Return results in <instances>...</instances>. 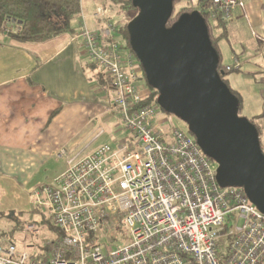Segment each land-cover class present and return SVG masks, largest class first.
<instances>
[{"label": "built area", "instance_id": "obj_1", "mask_svg": "<svg viewBox=\"0 0 264 264\" xmlns=\"http://www.w3.org/2000/svg\"><path fill=\"white\" fill-rule=\"evenodd\" d=\"M206 1L212 23L231 21L244 6ZM95 17L105 22L83 25L78 36L86 59L112 81L108 112L118 114L124 135L115 147L70 159L53 183L30 191L61 236L39 254L0 245V264H264V214L242 188L219 186L218 165L188 130L161 128L158 103L142 104L150 92L139 86V60L102 8ZM240 67L236 58L226 71ZM258 82L264 109V72ZM128 235L129 243L114 245Z\"/></svg>", "mask_w": 264, "mask_h": 264}, {"label": "crops", "instance_id": "obj_2", "mask_svg": "<svg viewBox=\"0 0 264 264\" xmlns=\"http://www.w3.org/2000/svg\"><path fill=\"white\" fill-rule=\"evenodd\" d=\"M242 2L218 41L219 52L221 41L230 43L241 70L247 63L252 69L259 57L264 66V0ZM98 8L110 21V12H124L113 0H82L75 34L42 43L0 37V186L30 192L37 186L30 184L46 174L49 165L65 162L63 173L70 159L93 153L112 130V86L101 85L98 75L103 72L86 59L78 36L83 25L95 29L105 22L95 17ZM124 19L118 25L126 23ZM260 69L245 79L259 83Z\"/></svg>", "mask_w": 264, "mask_h": 264}, {"label": "water", "instance_id": "obj_3", "mask_svg": "<svg viewBox=\"0 0 264 264\" xmlns=\"http://www.w3.org/2000/svg\"><path fill=\"white\" fill-rule=\"evenodd\" d=\"M175 0H132L130 46L158 105L184 122L202 152L217 165L221 188H242L264 214V152L257 127L240 116V100L222 79L220 56L199 11L171 27Z\"/></svg>", "mask_w": 264, "mask_h": 264}, {"label": "rangeland", "instance_id": "obj_4", "mask_svg": "<svg viewBox=\"0 0 264 264\" xmlns=\"http://www.w3.org/2000/svg\"><path fill=\"white\" fill-rule=\"evenodd\" d=\"M109 3V2H108ZM198 0H182L175 7V12L178 13L185 8H195L197 6ZM198 8H195V11H198ZM126 12V14H125ZM124 11L119 14L118 12H110L111 21L115 24L123 22V15L125 22L129 21L132 16L135 14L130 11ZM230 43L225 40L221 41L220 52H221V68L222 71L226 73L228 66L234 64V54ZM247 63V62H246ZM262 59L255 58L252 64V69H250L249 64L247 63L241 71H234L227 73L226 79L229 81V84L232 89L235 90L242 99V116H245L249 120L254 119L257 123L263 124V100L261 97L262 87L259 83L254 80H246L244 75L250 76L251 72H257L260 66L264 69ZM263 69H260L262 71ZM140 87L143 85L146 89H149L147 85V80L142 74V79L140 81ZM158 115L156 117L157 121L166 120L164 123H161V128L167 132H170L173 128H181L188 130L187 125L176 118L173 115L165 113L161 108H158ZM120 117L115 115L112 130L107 131L105 140L101 141V146L110 145L112 147L116 146V139L124 135L122 129ZM118 131V133H116ZM100 146V147H101ZM65 168V162H57L51 164L47 168V173L41 175L34 182L30 184V187L33 185H46L53 183L54 179L62 173ZM47 215L44 212H41ZM41 216L35 212V205L33 203V197L28 190H8L5 186H0V229L2 233H5L4 237H1V245H7L13 240L20 252L27 251L30 253H41L46 251V243L51 241L57 236L51 227L46 225L45 227H40V225L35 223V220H40ZM50 219V218H49ZM33 223V224H32ZM35 223V224H34ZM25 225L24 230H16L14 227L17 225ZM35 225L36 228L40 229V233H34L33 231H28L27 227L29 225ZM233 224V220L230 223V226ZM37 229V230H38ZM132 239L131 235L126 237V240H119L114 245L116 247L122 246L125 243H129Z\"/></svg>", "mask_w": 264, "mask_h": 264}, {"label": "trees", "instance_id": "obj_5", "mask_svg": "<svg viewBox=\"0 0 264 264\" xmlns=\"http://www.w3.org/2000/svg\"><path fill=\"white\" fill-rule=\"evenodd\" d=\"M113 1L116 5L120 6L122 11H129V12L131 11L135 14L134 16H132V18L129 21H127L126 23H121L119 25L107 19L112 24L118 27L123 41L126 43V46L129 49H131L128 24L138 14V9L133 7L132 0H129L127 2L123 0H113ZM181 1L182 0H175L174 13L168 23V27H171L174 23H176L182 14L191 13L195 11V8H198L199 9L198 11L203 15V17L205 18L208 24L212 44L215 47V49L218 51L220 56V64L218 70L222 71L221 68L222 58L218 49V41L222 40V38L225 37L224 27L228 22L212 23L206 15V10H207L206 0H198L197 6L195 8H191V9L185 8L180 12L176 13L175 7ZM81 14H82V0H0V37L7 36L12 38L13 40L23 43L25 42L42 43L64 34H75L77 32L76 22H78V20L81 18ZM79 33L80 30L78 31V35ZM263 44H264V40L262 39L261 47L263 46ZM240 70L241 67L239 70H235V71H240ZM140 71H141L140 73L141 79H142V74H144L146 78V75L144 73L141 64H140ZM230 72H234V71H226V73L222 76V79L227 83V85L231 88L233 93L240 100L241 106H240L239 115L242 116L241 115L242 99L239 96V94L232 89V87L229 84V81L226 79L227 73ZM98 78L102 86H107V85L109 87L112 86L111 79L106 77L103 73H100L98 75ZM148 87L150 94L148 95L147 98H145L142 104L146 105L152 102L158 103V92L153 88H151L149 85ZM56 113L57 112L53 113L52 116H54ZM263 118H264V109H263ZM250 121L257 127L259 135L262 136L261 124L257 123L254 119H251ZM35 212L41 216L40 220H35L36 224L40 225V227H45L46 225H48L55 232H57L56 237L61 236L60 231L52 224L51 220L47 218L45 214L40 213V211L36 209ZM25 225L19 224L14 228L16 230H24ZM4 236L5 233H2V230L0 229V238ZM1 242L2 240H0V245L2 244ZM11 243L16 244L13 240H11L10 243L8 244ZM1 246H6V245H1Z\"/></svg>", "mask_w": 264, "mask_h": 264}, {"label": "flooded vegetation", "instance_id": "obj_6", "mask_svg": "<svg viewBox=\"0 0 264 264\" xmlns=\"http://www.w3.org/2000/svg\"><path fill=\"white\" fill-rule=\"evenodd\" d=\"M242 115V114H241Z\"/></svg>", "mask_w": 264, "mask_h": 264}]
</instances>
